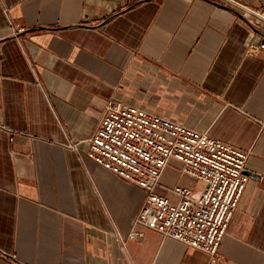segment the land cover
Here are the masks:
<instances>
[{"label": "crops", "instance_id": "0c3cea01", "mask_svg": "<svg viewBox=\"0 0 264 264\" xmlns=\"http://www.w3.org/2000/svg\"><path fill=\"white\" fill-rule=\"evenodd\" d=\"M250 43L264 24L216 0H0V264H212L133 225L144 190L86 155L110 99L248 154L215 264H264V49ZM174 186L201 184L172 159L156 192L175 201Z\"/></svg>", "mask_w": 264, "mask_h": 264}, {"label": "built area", "instance_id": "2783aa9c", "mask_svg": "<svg viewBox=\"0 0 264 264\" xmlns=\"http://www.w3.org/2000/svg\"><path fill=\"white\" fill-rule=\"evenodd\" d=\"M236 8L253 22L264 24L259 8L240 0H216ZM264 44L250 43V54ZM9 141H13L10 134ZM77 142L65 143L77 150ZM88 158L105 170L140 187L145 199L133 225L153 230L218 261V249L248 182V154L233 146L137 106L107 100L99 124L88 139ZM201 184L198 191L174 186L175 201L158 194L160 178L170 160ZM140 233L131 232L130 239ZM124 246L125 239L117 235Z\"/></svg>", "mask_w": 264, "mask_h": 264}]
</instances>
